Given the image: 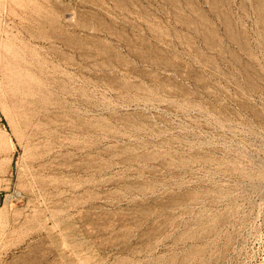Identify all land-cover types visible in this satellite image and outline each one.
I'll list each match as a JSON object with an SVG mask.
<instances>
[{"label": "rangeland", "instance_id": "374dc122", "mask_svg": "<svg viewBox=\"0 0 264 264\" xmlns=\"http://www.w3.org/2000/svg\"><path fill=\"white\" fill-rule=\"evenodd\" d=\"M0 264H264V0H0Z\"/></svg>", "mask_w": 264, "mask_h": 264}]
</instances>
